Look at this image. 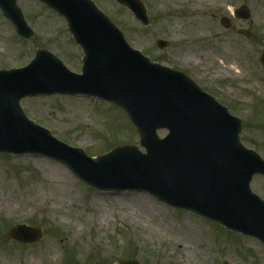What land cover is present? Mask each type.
Returning <instances> with one entry per match:
<instances>
[{
  "label": "rangeland",
  "instance_id": "374dc122",
  "mask_svg": "<svg viewBox=\"0 0 264 264\" xmlns=\"http://www.w3.org/2000/svg\"><path fill=\"white\" fill-rule=\"evenodd\" d=\"M95 1L134 47L190 73L228 105L243 121V142L264 157V0H144L148 26L116 0ZM18 2L37 37L21 38L0 9V68L24 66L44 46L81 72L83 50L65 18L39 0ZM243 5L249 20L234 15ZM224 16L232 27L221 23ZM159 37L169 40L164 49ZM22 105L55 136L91 154L139 140L127 115L103 99L51 94L23 98ZM251 187L264 199L263 175ZM18 223L42 228L43 239L11 240L8 232ZM130 257L143 264H264V244L147 192L96 189L53 158L0 153V264H117Z\"/></svg>",
  "mask_w": 264,
  "mask_h": 264
},
{
  "label": "water",
  "instance_id": "95a60500",
  "mask_svg": "<svg viewBox=\"0 0 264 264\" xmlns=\"http://www.w3.org/2000/svg\"><path fill=\"white\" fill-rule=\"evenodd\" d=\"M40 1L65 17L84 52L82 72L72 71L43 47L36 48L26 66L0 69V152L54 158L98 189L149 192L264 243V199L251 188L254 175H264V159L240 140L242 120L188 74L134 48L94 0ZM117 1L149 24L142 0ZM0 8L22 38L35 41L18 0H0ZM236 14L247 18L249 10L240 8ZM222 22L230 26L228 18ZM241 32L251 36L247 29ZM158 44L163 48L167 41L158 39ZM261 60L264 65V51ZM51 93L112 102L135 126L139 143L92 156L61 141L29 119L20 103L25 96ZM160 128L168 129L164 137ZM10 234L29 243L42 237V230L22 224ZM117 264L142 263L126 259Z\"/></svg>",
  "mask_w": 264,
  "mask_h": 264
},
{
  "label": "bare ground",
  "instance_id": "6f19581e",
  "mask_svg": "<svg viewBox=\"0 0 264 264\" xmlns=\"http://www.w3.org/2000/svg\"><path fill=\"white\" fill-rule=\"evenodd\" d=\"M15 208H16V207H15ZM7 210H8V211H9V210H10V211L12 210V206L10 205V203L8 204ZM8 211H7V212H8Z\"/></svg>",
  "mask_w": 264,
  "mask_h": 264
}]
</instances>
